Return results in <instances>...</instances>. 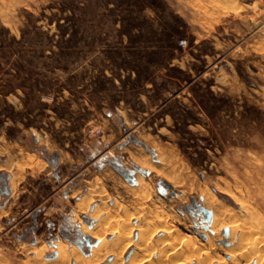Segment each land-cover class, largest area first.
<instances>
[{
    "label": "rangeland",
    "instance_id": "obj_1",
    "mask_svg": "<svg viewBox=\"0 0 264 264\" xmlns=\"http://www.w3.org/2000/svg\"><path fill=\"white\" fill-rule=\"evenodd\" d=\"M62 246L264 264V0H0V264Z\"/></svg>",
    "mask_w": 264,
    "mask_h": 264
},
{
    "label": "bare ground",
    "instance_id": "obj_2",
    "mask_svg": "<svg viewBox=\"0 0 264 264\" xmlns=\"http://www.w3.org/2000/svg\"><path fill=\"white\" fill-rule=\"evenodd\" d=\"M144 159V158H143ZM138 160V162L140 163H142L143 165H147V163L148 162H143L141 159H137ZM178 183V182H177ZM205 199H206V203L208 204V205H210L211 207H213V205L216 203V206H217V201H216V199H215V197L213 196V194H211V193H209V192H206V194H205ZM216 206H214V207H216ZM213 207V208H214ZM143 211V210H142ZM145 211V210H144ZM162 212V211H161ZM216 213V212H215ZM217 213L219 214V212H218V210H217ZM157 215V214H156ZM221 215V214H220ZM219 215V216H220ZM127 218V217H126ZM158 219V218H157ZM220 219L221 218H219L218 216H217V214H216V216H215V219H214V222H213V226H215V225H217V223H219V221H220ZM228 219V218H227ZM229 219H231V218H229ZM112 220V219H111ZM154 220V219H153ZM158 221V220H157ZM117 222H118V220H117ZM226 222V221H225ZM113 223V225L115 226V225H117L116 223L114 224V221L112 222ZM111 224V223H110ZM126 224V223H125ZM121 225V224H120ZM124 225V224H123ZM129 225V224H128ZM154 225V224H153ZM221 225V224H220ZM224 225V224H223ZM122 226V225H121ZM130 226V225H129ZM156 226V225H155ZM162 226V225H161ZM111 227V226H110ZM109 227V228H110ZM124 227V226H123ZM123 227H120V226H116L115 228H111V229H113V231H114V229L116 230V233L119 235V234H121V232H123V230H124V228L126 227V225H125V227L123 228ZM163 227V226H162ZM149 228H150V226H149ZM161 228V227H160ZM159 228V229H160ZM131 229V228H130ZM155 229V228H154ZM157 229V228H156ZM216 229V228H215ZM235 229V228H234ZM103 230V229H102ZM102 230H100V229H98V230H92L91 232V234H92V237H94V238H96L97 240H100L101 241V244L99 245V247H97V248H93L94 250H93V253H99L101 250H103L104 249V247L106 246V244L108 243V239H107V234L105 233L106 231L104 230V232H102ZM171 230V229H170ZM233 230V229H232ZM108 231H110V230H108ZM128 231H129V229H128ZM131 231H132V229H131ZM172 231V230H171ZM143 232V231H142ZM170 232V231H169ZM173 232V231H172ZM111 233V232H110ZM113 233V232H112ZM115 233V234H116ZM127 233V232H126ZM132 233V232H131ZM171 233V232H170ZM114 234V233H113ZM114 234V235H115ZM129 234V233H128ZM142 234H144V233H142ZM146 234V233H145ZM148 234V233H147ZM173 234V233H172ZM120 236V235H119ZM142 237H140V239H141V241L142 242H144V245H146V247L148 246L150 249H151V246L148 244V242H147V238L145 237V235H141ZM244 236V235H243ZM117 237V236H116ZM123 237H125V236H123ZM129 237V236H128ZM119 239L121 238V237H118ZM242 238V237H241ZM122 239V238H121ZM127 239V238H126ZM139 239V240H140ZM118 240V239H117ZM150 240H151V238H150ZM161 240H164V238L162 237V239ZM167 240V239H166ZM183 240V239H182ZM120 241V240H119ZM125 241V240H124ZM128 241V240H127ZM131 241V240H130ZM139 242V244H140V246H142L141 245V243L142 242ZM152 241V240H151ZM120 242H122V241H120ZM119 242V243H120ZM167 242V241H166ZM183 242V241H182ZM116 243H118V241H116ZM118 243V244H119ZM150 243V242H149ZM162 243V242H161ZM189 243V242H188ZM126 244V243H125ZM131 244H132V242H131ZM116 245V244H115ZM127 245H129V243L127 244ZM170 245V244H169ZM188 245V244H187ZM241 245H243V244H241ZM112 246V245H111ZM174 246H176V245H174ZM244 246V245H243ZM113 247V246H112ZM122 247H123V243H122ZM147 247V248H148ZM173 247V246H172ZM241 247V246H240ZM254 247V246H253ZM108 248H109V246H108ZM124 248V247H123ZM127 248V247H126ZM147 248H145V249H147ZM177 248V247H176ZM175 248V249H176ZM115 249H116V247H115ZM114 248H113V251H115V253H116V250H115ZM121 249V248H120ZM120 249H119V251H120ZM174 249V250H175ZM255 249V248H254ZM254 249H253V251H254ZM59 250H60V257H61V259H62V261H64L63 263L64 264H69V262H70V260H71V256H69V254H68V252H67V250L65 249V248H63V246H62V248L61 247H59ZM106 250H107V248H106ZM123 250V249H122ZM173 250V251H174ZM251 250H252V248H251ZM250 249L248 250V251H251ZM140 251V250H139ZM172 251V250H171ZM185 251V250H184ZM256 251V250H255ZM74 254L75 253H78V249L77 248H75L74 249ZM117 252H118V250H117ZM121 252V254L123 253L122 251H120ZM120 252L119 253H117V254H120ZM146 252H147V250H146ZM154 252V251H153ZM162 253H163V251H161ZM195 252V251H194ZM200 252V251H199ZM80 253V252H79ZM141 253H142V250H141ZM166 253V252H165ZM165 253H163L162 255H161V258H162V256L165 254ZM196 253V252H195ZM244 253V252H243ZM42 254V253H41ZM152 254V252L150 253V254H148V252L146 253V257L148 258V256L147 255H151ZM172 254V253H171ZM201 254V253H200ZM241 254H242V252H241ZM76 255V254H75ZM166 255V254H165ZM183 255H184V253H183ZM199 255V254H198ZM235 255V254H234ZM245 255V254H244ZM78 256H80L79 254H78ZM120 257L121 258V255H116V257ZM167 256V255H166ZM237 256V255H236ZM241 256V255H240ZM248 256L249 255H247V257H244L245 259H247L248 258ZM263 256V255H262ZM262 256H261V258H262ZM116 258V259H119V258ZM123 257V256H122ZM137 257H138V255H137ZM136 257V258H137ZM143 258H144V256H142ZM141 257V258H142ZM145 257V259H147ZM159 257H160V255H159ZM164 257V256H163ZM235 257V256H234ZM260 257V256H259ZM80 258H81V256H80ZM160 258V259H161ZM165 258V257H164ZM202 258V257H201ZM235 258H237V257H235ZM241 258V257H240ZM159 259V258H158ZM167 259V258H166ZM238 259V258H237ZM243 258H241V260H242ZM249 259V258H248ZM59 260V259H58ZM119 260H121V259H119ZM119 260H118V263H120L119 262ZM136 259H134V264H140L142 261L140 260V259H138L139 261H141V262H139V261H135ZM182 260V259H181ZM232 260H233V258H232ZM61 261V260H60ZM122 261V260H121ZM132 261V260H131ZM148 261H150V259L148 260ZM235 261H236V259H235ZM259 261H262V260H259ZM78 262V264H81V261H80V259L77 261ZM117 262V261H116ZM136 262H138V263H136ZM179 262V261H178ZM182 262V261H181ZM238 262H240L239 261V259H238ZM62 263V264H63ZM133 263V262H132ZM131 263V264H132ZM237 263V262H236ZM240 264H241V262H240ZM259 264V263H258Z\"/></svg>",
    "mask_w": 264,
    "mask_h": 264
},
{
    "label": "built area",
    "instance_id": "obj_3",
    "mask_svg": "<svg viewBox=\"0 0 264 264\" xmlns=\"http://www.w3.org/2000/svg\"><path fill=\"white\" fill-rule=\"evenodd\" d=\"M180 44L184 45V41H180ZM101 132H102L101 129H89L88 135L89 136H95L97 134H100Z\"/></svg>",
    "mask_w": 264,
    "mask_h": 264
},
{
    "label": "water",
    "instance_id": "obj_4",
    "mask_svg": "<svg viewBox=\"0 0 264 264\" xmlns=\"http://www.w3.org/2000/svg\"><path fill=\"white\" fill-rule=\"evenodd\" d=\"M203 211L205 212L206 215H208L209 218H211V213L209 211L205 210L204 208Z\"/></svg>",
    "mask_w": 264,
    "mask_h": 264
}]
</instances>
